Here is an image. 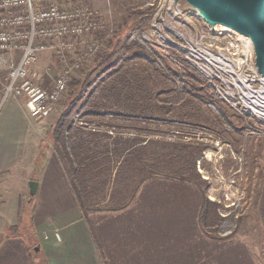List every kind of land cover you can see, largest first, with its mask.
Listing matches in <instances>:
<instances>
[{
    "label": "rangeland",
    "instance_id": "374dc122",
    "mask_svg": "<svg viewBox=\"0 0 264 264\" xmlns=\"http://www.w3.org/2000/svg\"><path fill=\"white\" fill-rule=\"evenodd\" d=\"M89 1L111 32L109 36L96 37L102 47L83 64L84 70L67 83L53 114L48 117L52 118L50 122L56 123L58 116L61 117L68 101L80 90L86 73L91 72V76L81 88L82 97L97 94L98 87L92 79L112 65L111 61L99 68L96 65L108 52L106 43L110 39L118 40V44L133 45L127 54H136L151 66L157 88L175 89L178 97L170 99L181 105L182 112L179 117L169 113L163 120L157 114L159 119L155 122L141 116L130 121L118 120L113 118V110L98 115L91 108L81 112L76 108L70 117H63V123L73 127L61 134L66 144L72 143V139L67 141L66 138L72 134L79 135L80 139L96 137L100 143L96 159L101 174L97 176L99 181L107 180L106 184L87 185L88 203L103 209L126 201L130 203L134 199L131 192L139 178L158 180L161 184L153 187L164 190L153 198H160L161 205L166 207L168 225L165 262L157 259L158 264H176L175 251L171 250L172 254L167 251L168 246L175 247L174 237L196 253L197 247L199 253H208L213 245L218 258L216 264L239 261V255L245 254L255 258L254 263H264V235L254 227L251 210L259 189L264 187V114L250 103L254 99L248 98L251 91L261 85L251 40L223 25L209 24L200 11L184 0ZM54 60V64L45 67L50 84L60 70L59 62ZM121 62L113 57V66ZM168 69L177 75L166 78ZM109 74H101L99 78L105 79ZM247 79L251 80L244 83ZM193 81L197 85L192 84ZM122 141L126 143V147L121 146L126 148V153L115 147ZM168 145L182 150L181 159L172 166L164 165ZM139 147H142L141 157L150 159L143 163L145 171L142 173L134 170L135 161L129 156L130 151H138ZM152 158L162 160L156 165ZM116 162L121 163L112 178ZM169 175L183 176L190 183L174 184L172 181L176 179ZM204 194L213 204L206 207L214 217L205 222L200 217ZM261 202L264 203V196ZM197 207V213L194 211L191 217L190 209ZM250 217L252 219H248ZM176 220L177 224L184 222L177 226ZM189 220L191 227L187 225ZM170 227L173 230L168 234ZM184 247L185 254L189 249L184 250ZM188 259L189 255L183 256V264Z\"/></svg>",
    "mask_w": 264,
    "mask_h": 264
},
{
    "label": "crops",
    "instance_id": "0c3cea01",
    "mask_svg": "<svg viewBox=\"0 0 264 264\" xmlns=\"http://www.w3.org/2000/svg\"><path fill=\"white\" fill-rule=\"evenodd\" d=\"M54 59L49 52L38 56L35 68L43 86L50 82L45 69L55 63ZM6 79L7 71L0 67V264H158L157 259L165 262L166 207L161 205L160 198H153L161 190L153 186L161 182L139 178L130 203L126 201L109 209L88 203L87 185L106 184L107 180L99 181L97 176L101 174L96 159L100 154L98 139L82 136V141L90 142L89 149L66 151L61 131L63 128L65 133L71 131L72 125L58 126L60 116L56 123H51L52 118L48 117L54 111L46 118H31L25 97L4 96ZM75 136L71 135L72 140ZM115 145L127 152L124 144ZM119 163L112 170V178ZM30 181L38 183L31 200ZM172 188L175 192V187ZM262 196L264 187L259 189L251 210L254 227L264 235ZM177 197L181 198L178 194ZM197 210L198 207L190 209L191 217ZM189 222L187 225L191 227ZM197 222L198 219L196 227ZM172 230L168 228V234ZM174 238L175 247L168 246L167 251L171 254V250L175 251L176 264L181 258L183 264L186 254L189 259L185 264H216L213 245L210 244L208 253H199L198 247L196 253ZM183 244L184 250L189 249L185 254ZM254 260L245 254L229 264H259Z\"/></svg>",
    "mask_w": 264,
    "mask_h": 264
},
{
    "label": "built area",
    "instance_id": "2783aa9c",
    "mask_svg": "<svg viewBox=\"0 0 264 264\" xmlns=\"http://www.w3.org/2000/svg\"><path fill=\"white\" fill-rule=\"evenodd\" d=\"M110 32L89 0H0V67L7 70L4 96L25 97L31 118L48 117L70 79L102 47L96 37ZM42 52H49L60 65L45 86L35 70Z\"/></svg>",
    "mask_w": 264,
    "mask_h": 264
},
{
    "label": "trees",
    "instance_id": "16d2710c",
    "mask_svg": "<svg viewBox=\"0 0 264 264\" xmlns=\"http://www.w3.org/2000/svg\"><path fill=\"white\" fill-rule=\"evenodd\" d=\"M117 41L118 40L114 39H110L107 41L106 44L108 52L103 55L96 63L98 68L100 66L108 64L110 61V63H112V65L107 66L104 71H99L97 73L98 75H95V77H93L92 79L98 87L97 94H89L86 97H82L84 91L81 88L91 76V72L86 73L85 77L82 79L83 83L80 87V90L77 92L74 98L68 101L66 107L61 113L58 126L64 125L63 117H70V115L72 114L71 112L76 108L79 112H81L85 108H91V111L95 109L98 112V115L103 114L107 110H113L115 114L113 118L118 120L125 119L127 121H130L133 117L136 118L138 116H141L144 119H148V121L150 122H155L159 118L163 120L164 116L168 115L169 113H172L173 115L176 114L175 116L179 117V114L182 112L181 105L176 104V102H173L170 99L172 97H178L175 89L169 87L163 89L157 88V79L153 78L155 73L151 69V66L145 62H142L136 54H127V51L132 50L133 45L127 44L126 42L118 44ZM115 56L116 59L121 60L122 62L117 63V65L113 66V57ZM131 58L132 60H130ZM107 72L110 74L105 79L99 78L101 74H105ZM176 75L177 72H171L168 69L165 77L171 78V76L173 77ZM161 78L164 82H166L163 77ZM192 84L197 85V82L193 81ZM205 96L206 95H204V97ZM184 101H187L186 98H184L182 102ZM102 111L104 112L102 113ZM157 114L159 115V118ZM89 115L93 114L89 113ZM181 116H183V114ZM180 118L183 119V117ZM63 133L64 128L63 131H61V134ZM66 138L67 141L68 139H72L71 137ZM122 142V144L126 146V143L124 141ZM63 143L65 145L64 148L66 149V151L70 150L69 152H72L74 150H78L79 152L80 148L82 147H85L87 149H89L90 147V142L85 143L84 141L80 140L78 136H75V140H72V143L69 145L64 141ZM167 148L168 151L166 159L164 161V165L172 166L176 161H179L181 159L182 150H180V147L177 148L173 145H168ZM141 149L142 147H139L138 151L132 150L129 153V156L132 157L135 161V167L133 168L139 173L145 171V166L143 167V163L150 162V159H148L147 156H145L144 159L141 157ZM161 160L152 158V162L156 165L159 164L158 161ZM169 176L175 178L176 181L190 183V181H186L183 176ZM144 179L146 180L147 178ZM196 186L198 187L199 185ZM210 204L212 203L207 200V197L204 194L203 206L201 207L202 211L200 214V217H202L204 222L209 218L211 220L214 219V217H211V215H209V210L206 207Z\"/></svg>",
    "mask_w": 264,
    "mask_h": 264
},
{
    "label": "water",
    "instance_id": "95a60500",
    "mask_svg": "<svg viewBox=\"0 0 264 264\" xmlns=\"http://www.w3.org/2000/svg\"><path fill=\"white\" fill-rule=\"evenodd\" d=\"M211 24L247 36L253 45L257 72L264 75V0H184ZM38 183L29 182L30 200Z\"/></svg>",
    "mask_w": 264,
    "mask_h": 264
},
{
    "label": "bare ground",
    "instance_id": "6f19581e",
    "mask_svg": "<svg viewBox=\"0 0 264 264\" xmlns=\"http://www.w3.org/2000/svg\"><path fill=\"white\" fill-rule=\"evenodd\" d=\"M251 79H247L244 83L249 82ZM249 99H254L250 103L254 104L255 107H259L260 111L264 114V75H261V85L256 91H251L248 96ZM251 109V108H250Z\"/></svg>",
    "mask_w": 264,
    "mask_h": 264
}]
</instances>
